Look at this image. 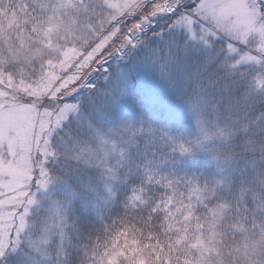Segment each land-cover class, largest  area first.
I'll return each mask as SVG.
<instances>
[{
    "label": "snow or ice",
    "instance_id": "snow-or-ice-1",
    "mask_svg": "<svg viewBox=\"0 0 264 264\" xmlns=\"http://www.w3.org/2000/svg\"><path fill=\"white\" fill-rule=\"evenodd\" d=\"M0 264H264V0H0Z\"/></svg>",
    "mask_w": 264,
    "mask_h": 264
}]
</instances>
